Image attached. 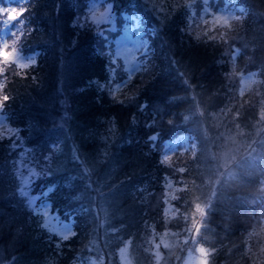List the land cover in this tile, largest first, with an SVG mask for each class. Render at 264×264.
<instances>
[{
	"label": "trees",
	"instance_id": "obj_1",
	"mask_svg": "<svg viewBox=\"0 0 264 264\" xmlns=\"http://www.w3.org/2000/svg\"><path fill=\"white\" fill-rule=\"evenodd\" d=\"M111 1L108 33L92 0H30L14 26L36 57L0 79V264H119L125 247L183 264L191 235L207 264H264V0H215L243 10L215 24L205 0ZM130 17L148 44L124 87L111 51ZM234 68L257 74L243 95ZM172 142L190 149L167 160Z\"/></svg>",
	"mask_w": 264,
	"mask_h": 264
},
{
	"label": "rangeland",
	"instance_id": "obj_2",
	"mask_svg": "<svg viewBox=\"0 0 264 264\" xmlns=\"http://www.w3.org/2000/svg\"><path fill=\"white\" fill-rule=\"evenodd\" d=\"M30 0H11L8 2L9 4L15 5L18 3V7L20 10H23L22 7L27 4ZM111 1V0H109ZM215 0H205L206 6L202 12V17L205 21L211 22L213 24L215 23H229L231 22L235 16L236 12L240 11L239 9L236 10H230V9H215V7L212 5V2ZM112 2V1H111ZM109 2L108 0H92L91 2V8L93 11L94 16L103 18L107 21H112V24L107 28L109 30H115L117 29L118 25V18L116 17V14L112 16L109 11ZM3 8V7H0ZM7 9V8H3ZM5 12H3L1 15H3V19L1 22H5L6 16L4 15ZM127 16V15H126ZM21 16H19L17 19H20ZM136 24V20H132L131 17L127 18L121 22V32L118 33V35L114 39V44L112 50L113 54V60L118 62V68L122 70L123 72H120V76L125 75L124 78H127L123 80V84L130 81L128 79V76L134 77V75L140 70V63L138 61L139 55L147 48L148 41L145 37L142 36V34L136 32L134 30ZM0 42H3L5 40H9L12 36L9 34H13V27L12 28H6L5 23H0ZM120 29V28H119ZM12 40V38H11ZM35 55L32 54H22L18 52L17 59L18 60H35ZM237 68V66H235ZM232 73L231 76V82H233L236 86L237 91L240 95L245 94L248 92L252 86L255 85V80L257 77V74L253 71L243 73L244 75L234 74ZM14 69V66H8V67H2L0 68V71L6 72L9 74L11 73V70ZM123 78V77H120ZM1 79V77H0ZM5 117L0 115V126L5 125ZM183 147V146H182ZM182 147H179L177 142L169 143L168 147L165 151V158L167 160H170L176 153H181L184 150L190 149V146L188 144L185 146L183 150ZM23 192L25 190L22 189ZM29 205L33 209L34 212H39L44 217V224L47 225L46 227L55 233H57L60 236H69L73 232V227L70 223L60 220L54 213L51 212L50 204L44 201H41L40 196H33L28 199ZM206 210V207L202 209L203 215ZM189 241V248L186 252L183 264H207V257L204 249L200 248L195 243V236L191 235L188 237ZM93 264H103L102 261H94ZM119 264H132L130 254H129V248L125 247L122 248L119 252Z\"/></svg>",
	"mask_w": 264,
	"mask_h": 264
},
{
	"label": "snow or ice",
	"instance_id": "obj_3",
	"mask_svg": "<svg viewBox=\"0 0 264 264\" xmlns=\"http://www.w3.org/2000/svg\"><path fill=\"white\" fill-rule=\"evenodd\" d=\"M27 2V0H26ZM19 3V0H18ZM18 3L15 5L9 4L8 0H4L3 4H0V7L3 8H7L9 10H16V15L13 16V18L8 19L7 22H0V23H5L6 24V28L4 30H6L7 28H12L17 22V18L19 16H22L24 14L23 10H20L18 7ZM4 15L6 17L9 16V12H5ZM92 22L96 23L97 21L93 20ZM10 36L12 35L11 33L9 34ZM18 55V49L17 48H12L10 45H6L2 50H0V68L2 67H8V66H15L17 68V75L21 78L24 79L26 78V76L28 75V70L34 66L35 64V60L34 59H30L27 61L24 60H18L16 57ZM113 65L116 66L117 62L115 60L112 61ZM115 71L116 68H113V73H112V80H115ZM7 73L0 71V77L2 76H6ZM128 79L131 80L132 76H128ZM116 87H121L120 83H115ZM124 87H126V84H123ZM2 102H0V113L3 112L5 103L8 101L9 97L8 96H3L2 98ZM4 138V137H3ZM2 139V138H0ZM153 139H155V137H153ZM47 226V225H45ZM65 240L68 239V237H64Z\"/></svg>",
	"mask_w": 264,
	"mask_h": 264
},
{
	"label": "clouds",
	"instance_id": "obj_4",
	"mask_svg": "<svg viewBox=\"0 0 264 264\" xmlns=\"http://www.w3.org/2000/svg\"><path fill=\"white\" fill-rule=\"evenodd\" d=\"M3 12H9V16L6 18L5 20V23L7 22L8 19H11L13 18L14 15L18 14L16 13V10H9V9H3V8H0V14H2ZM23 23V22H21ZM13 35H15V33H13ZM19 39V36H16V40ZM12 44L13 45V49L15 48V41H12V40H5L3 42H0V50H2L6 45H10Z\"/></svg>",
	"mask_w": 264,
	"mask_h": 264
}]
</instances>
